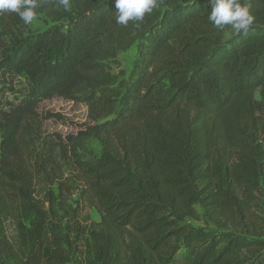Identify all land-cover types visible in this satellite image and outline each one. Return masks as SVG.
<instances>
[{"label": "trees", "instance_id": "1", "mask_svg": "<svg viewBox=\"0 0 264 264\" xmlns=\"http://www.w3.org/2000/svg\"><path fill=\"white\" fill-rule=\"evenodd\" d=\"M239 2L253 23L228 37L208 0L127 25L113 0H38L54 25L35 33L0 13V264H264V0ZM55 96L88 123L42 135ZM73 182L99 221L65 215Z\"/></svg>", "mask_w": 264, "mask_h": 264}, {"label": "rangeland", "instance_id": "2", "mask_svg": "<svg viewBox=\"0 0 264 264\" xmlns=\"http://www.w3.org/2000/svg\"><path fill=\"white\" fill-rule=\"evenodd\" d=\"M52 25H54V23L49 18L44 15H37V18L32 24L29 25V28L26 32H41L48 29ZM234 31V29L227 30L225 37H228L229 34ZM136 57L137 49L135 44L129 49L118 54L117 58L120 63V68L124 72L125 78H128ZM255 98L257 100L260 98L257 92L255 93ZM37 112L39 113L42 121L40 129L42 135L52 134L53 136L65 137L68 134H74L84 123H88L87 107L85 104L73 102L57 96L41 101L37 108ZM48 115L50 116L46 118ZM101 152L102 147L96 140L90 139L86 143V153L89 156L98 157ZM55 187L56 185H54L52 188ZM71 188L73 191V201L70 202L71 209L66 212L65 215L70 217L72 215L76 216L78 214L79 219H81L83 223H95L99 221V214L97 213L96 209L93 206L88 205L87 202L78 201V206H76L77 203H75L74 200H78V191L80 188H82V185L79 182H73L71 184ZM198 212L200 215V220L186 218L185 222L194 227L202 226V219L205 221V218L201 217L200 209H198ZM256 214L260 216V219L264 220V209H261L259 206L256 207ZM7 235L10 238L14 236L11 226H7Z\"/></svg>", "mask_w": 264, "mask_h": 264}, {"label": "clouds", "instance_id": "3", "mask_svg": "<svg viewBox=\"0 0 264 264\" xmlns=\"http://www.w3.org/2000/svg\"><path fill=\"white\" fill-rule=\"evenodd\" d=\"M158 0H113L115 20L119 25H127L129 21H142L146 13H151ZM65 9L69 0H60ZM211 9L208 21L217 29L230 25L236 32L247 33L253 23V16L247 5L239 0H208ZM38 0H0V13L14 12L25 25H30L38 15Z\"/></svg>", "mask_w": 264, "mask_h": 264}]
</instances>
